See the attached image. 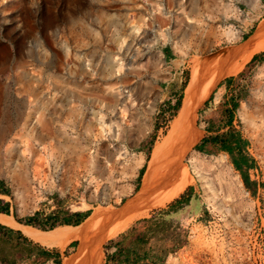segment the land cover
<instances>
[{
  "label": "rangeland",
  "instance_id": "obj_1",
  "mask_svg": "<svg viewBox=\"0 0 264 264\" xmlns=\"http://www.w3.org/2000/svg\"><path fill=\"white\" fill-rule=\"evenodd\" d=\"M262 52L264 0H0V208L17 222L90 210L86 222L106 220L85 241L93 264L118 245L147 253L138 264H264ZM195 77L200 100L172 117ZM231 130L249 186L208 142ZM162 166L188 174L166 201ZM14 238L0 234V264H64L79 245Z\"/></svg>",
  "mask_w": 264,
  "mask_h": 264
},
{
  "label": "bare ground",
  "instance_id": "obj_2",
  "mask_svg": "<svg viewBox=\"0 0 264 264\" xmlns=\"http://www.w3.org/2000/svg\"><path fill=\"white\" fill-rule=\"evenodd\" d=\"M260 29V28H259ZM258 31V30H257ZM263 31V30H262ZM261 32V31H260ZM262 33V32H261ZM258 35V38H259V33H255ZM254 34V35H255ZM263 35V34H262ZM261 35V36H262ZM257 37V36H255ZM253 38V37H252ZM257 44V43H256ZM248 46V45H247ZM250 46V45H249ZM256 46V45H255ZM262 47V46H261ZM258 49H261L259 47H257ZM248 48L246 47V50ZM241 56V55H240ZM235 61V60H234ZM233 61H231L232 63ZM240 63V62H239ZM192 83L189 85V87L187 88L186 92H185V97H184V100H183V108H182V111H181V116L180 118L183 116H185L184 118V121L186 120V117L188 116V114L190 113V111L192 110V108L196 105V103H198V101L200 100V90L198 89V84L197 83V80H196V77L193 78L192 80ZM199 81V80H198ZM204 84V83H203ZM202 96V95H201ZM195 108V107H194ZM173 130V129H172ZM179 133V132H178ZM181 133V132H180ZM183 133V132H182ZM185 134V133H184ZM174 136V135H173ZM172 136V137H173ZM191 136V135H190ZM177 137V136H176ZM181 137V136H180ZM182 139V138H181ZM180 139V141H181ZM190 139V138H188ZM178 140V139H177ZM186 141V139L184 140ZM179 142V141H178ZM171 143V142H170ZM172 144V143H171ZM188 144V143H187ZM170 144H168L169 146ZM172 146V145H171ZM157 147H159V145H156L155 148H154V151L153 153H155V150L157 149ZM186 147V146H185ZM168 148V147H166ZM172 148V147H171ZM167 150V149H166ZM158 151H160L158 149ZM157 151V153H158ZM164 151V150H163ZM182 152V151H181ZM160 153V152H159ZM165 153V152H163ZM162 153V155H164ZM184 154V153H183ZM156 155V154H155ZM161 155V156H162ZM176 155V154H175ZM169 156H170V153H169ZM178 156V155H177ZM181 157V156H180ZM183 157V156H182ZM155 158V157H154ZM158 161V160H157ZM174 161H178V160H174ZM156 162V161H155ZM161 162V161H160ZM200 163V162H199ZM154 164V163H153ZM151 164V165H153ZM162 164V163H161ZM173 165V164H172ZM205 165V164H204ZM181 166V165H180ZM200 166V165H198ZM153 167V166H152ZM164 168V166H162ZM161 167V168H162ZM178 167V166H177ZM162 168V172L160 171V174L157 176L153 173V175H155V187L156 186H162L165 190V188L167 189L165 191V194H164V201L169 200L171 198H173L175 195L179 194L182 189L186 186V184L188 183V174H187V171L186 170H180L177 169V168H171L169 167L168 169H165L163 170ZM149 169V168H148ZM151 169V168H150ZM157 171V170H156ZM196 171V170H195ZM155 172V171H154ZM148 173V171L146 172ZM145 173V174H146ZM151 175V173H150ZM149 176V175H148ZM148 179H152L151 178H148ZM154 179V178H153ZM145 180V179H144ZM144 184H146L145 182H143ZM142 183V184H143ZM230 183V182H229ZM234 183V182H233ZM238 186V184H236ZM143 187V185H142ZM148 187V185H147ZM145 187V188H147ZM150 187V186H149ZM151 188V187H150ZM149 188V189H150ZM162 188V189H163ZM142 189V188H141ZM155 189V188H154ZM160 189V188H159ZM232 189V188H231ZM144 190V188H143ZM163 190V191H164ZM158 191V190H157ZM156 191V193H157ZM140 192V191H139ZM143 193V191H141ZM146 192V191H145ZM160 192V191H159ZM158 192V193H159ZM154 193V192H153ZM155 193V195H156ZM157 193V194H158ZM140 194V193H139ZM141 195V194H140ZM159 196V195H158ZM141 197V196H140ZM160 197V196H159ZM139 199V197H138ZM141 202V201H140ZM142 203V202H141ZM148 205V204H147ZM145 207V206H144ZM142 207V208H144ZM129 208V207H128ZM141 208V207H140ZM137 210V209H136ZM134 211V210H132ZM130 212V211H128ZM136 212V211H134ZM131 213V212H130ZM128 213V214H130ZM121 214V213H120ZM124 215V213H123ZM126 215H127V212H126ZM121 216V215H120ZM106 217V216H104ZM104 217H101V218H104ZM124 217V216H123ZM94 218V217H93ZM99 218V217H98ZM118 219V218H117ZM120 219V218H119ZM123 219V218H122ZM134 219V218H133ZM88 220V218L82 222L80 225L78 226H59L57 228H55L54 230H51V231H41L39 229H36L34 227H31V226H24V225H21L19 224L15 219L14 217L10 216V215H6V214H0V224L1 225H4V226H7V227H10V228H13V229H16V230H20L27 238H29L30 240H32L33 242H36L46 248H49V249H52V248H60V247H64L66 246L67 242L70 241V239H77L79 241V245H78V248H77V251L76 253L67 258L66 261L64 262V264H93V262H96L97 261V256L94 255L93 260H91V262H89L87 260L88 258V252L86 250V245L87 242L85 243L86 241V238L88 237L89 233L91 231H93L94 227L96 226L97 222H100L98 221L97 219V222L95 221H91V222H86ZM111 221V219H110ZM110 221L108 223H110ZM102 222H106V220L103 219V221L100 222V224ZM117 222V221H116ZM103 224L105 223H102V227H103ZM115 224V223H114ZM109 226V224L106 223V226ZM99 227L100 229L102 227ZM107 226V227H108ZM107 227L105 229H107ZM117 228V227H115ZM104 229V230H105ZM99 230V229H98ZM108 231V230H106ZM93 233H95V231H93ZM97 233V232H96ZM95 233V235H96ZM100 233V231L98 232ZM104 233V232H102ZM101 233V235H103ZM91 235V233H90ZM94 235V234H93ZM100 235V236H101ZM98 236V235H97ZM106 236V235H105ZM112 236V234L110 235V237ZM93 238V237H92ZM100 238V237H99ZM90 239V237H89ZM61 250V249H60ZM91 257V256H90Z\"/></svg>",
  "mask_w": 264,
  "mask_h": 264
},
{
  "label": "trees",
  "instance_id": "obj_3",
  "mask_svg": "<svg viewBox=\"0 0 264 264\" xmlns=\"http://www.w3.org/2000/svg\"><path fill=\"white\" fill-rule=\"evenodd\" d=\"M168 51V50H166ZM261 55H264V52L261 53ZM259 57V55H254L253 58ZM230 79H228L229 81ZM182 97L183 94H180L178 100L176 101V103L173 106H170L172 108H174V113H172V117L176 114L177 111H181L182 107ZM231 102V108L232 111L228 112V119H227V123L228 126L231 125V121L233 118V109H235L237 107V102L234 101V99L231 98L230 100ZM169 101L167 102V104L169 105ZM181 108V109H180ZM179 111V113H180ZM230 123V124H229ZM155 129H157V127H154ZM208 142L212 143V144H217L218 142H220L219 148L227 153H229L230 155H232V162L235 166V168L237 170H239L241 177L245 183L246 186H249L252 181L250 180L248 173L242 170V165H243V161L245 160V158H243V154H242V150H243V145L246 143V140L242 139L240 137V135L238 133H235L233 130H231L228 133H224L221 135H215L212 136L210 138V140H208ZM234 143V144H232ZM198 148H202V145H199ZM237 149V154L238 156H235L233 153L234 149ZM144 171V168H141L139 170V176L142 175ZM138 187L136 186V189ZM188 201V197L185 198V195L182 194L180 196V198L176 199L173 203H171L169 205L170 210L175 211L177 208H179V206L183 203H186ZM6 205V204H5ZM163 212H165L164 210H161L159 212V214H162ZM0 214H6L7 210L4 208H0ZM90 214V210H87L85 212H73L70 214H66L64 216H59V214L56 213H49L45 216H41V214L39 212H36L34 215L28 217L26 220L23 221H19L18 223L21 224L20 222L24 223V226H31L34 228H40L41 231L43 230H47L51 231L54 230L55 228H57V225H64V226H78L81 224L82 220L86 219ZM22 225V224H21ZM6 229L9 232H16L17 234H19L21 237H23V239L25 241H27L29 244H32L33 242L28 239L25 236H22V234L20 233V231H14L12 228L9 227H5L4 225L0 224V229ZM43 229V230H42ZM46 232V231H44ZM147 237L143 234L141 236H138L135 239V244L140 245L143 244L146 241ZM40 254L47 257V256H57L60 257V252H51L47 249H44L43 247L40 248ZM117 253H122L123 255V259L122 260H118L119 264H138L140 263L147 255V253H143V254H139V252H137V248L133 247H125V248H119V245L116 248L115 252L112 253H108L105 252V261L104 264H108L110 257H116ZM130 254L133 255V259L130 258ZM156 262H152V264H155ZM148 264V263H145Z\"/></svg>",
  "mask_w": 264,
  "mask_h": 264
},
{
  "label": "crops",
  "instance_id": "obj_4",
  "mask_svg": "<svg viewBox=\"0 0 264 264\" xmlns=\"http://www.w3.org/2000/svg\"><path fill=\"white\" fill-rule=\"evenodd\" d=\"M230 104L228 103L227 105H226V107H228ZM227 110H224V111H226L227 113L228 112H230L229 111V109L228 108H226ZM233 123V120L231 121V124ZM230 124V123H229ZM232 144H234V143H232ZM233 154L234 155H236V153L238 152L237 151V149L235 148L234 150H233ZM243 158H245V157H243ZM244 163H243V165H242V170L243 171H245V172H247V171H249V170H251L252 169V165H253V163L250 161V160H247L246 158H245V160L243 161ZM248 173V172H247ZM5 227H7V226H5ZM10 228V227H9ZM13 229V228H12ZM14 231H17V230H15V229H13ZM7 234V235H12V236H15V240H17V241H24V242H27V241H25L24 239H23V237H21L19 234H17L16 232H9V231H7L6 229H4V228H2V229H0V234ZM20 233L22 234V236H25L21 231H20ZM26 237V236H25ZM29 239V238H28ZM28 243V242H27ZM29 244V243H28ZM0 260H1V258H0ZM12 262V261H11Z\"/></svg>",
  "mask_w": 264,
  "mask_h": 264
}]
</instances>
